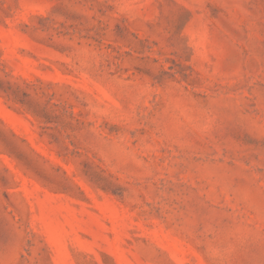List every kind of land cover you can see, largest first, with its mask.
<instances>
[{
	"label": "rangeland",
	"instance_id": "1",
	"mask_svg": "<svg viewBox=\"0 0 264 264\" xmlns=\"http://www.w3.org/2000/svg\"><path fill=\"white\" fill-rule=\"evenodd\" d=\"M0 264H264V0H0Z\"/></svg>",
	"mask_w": 264,
	"mask_h": 264
}]
</instances>
